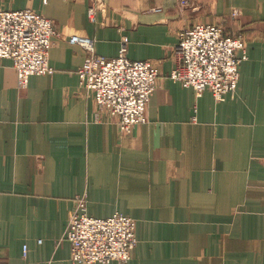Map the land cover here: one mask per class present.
I'll return each instance as SVG.
<instances>
[{"label": "crops", "instance_id": "obj_1", "mask_svg": "<svg viewBox=\"0 0 264 264\" xmlns=\"http://www.w3.org/2000/svg\"><path fill=\"white\" fill-rule=\"evenodd\" d=\"M180 1L0 0L60 33L54 73L26 89L0 58V264H73L64 235L83 195L90 216L137 223L131 260L109 264H264V0ZM196 24L244 35L234 97H198L169 78L179 34ZM74 35L107 58L126 36L130 60L158 67L147 123L132 134L80 87L88 54Z\"/></svg>", "mask_w": 264, "mask_h": 264}, {"label": "built area", "instance_id": "obj_2", "mask_svg": "<svg viewBox=\"0 0 264 264\" xmlns=\"http://www.w3.org/2000/svg\"><path fill=\"white\" fill-rule=\"evenodd\" d=\"M188 1L181 0L180 6L187 7ZM238 15L239 11L232 12L233 19ZM89 16L96 22L94 7ZM59 36L55 23L32 9L0 10V58L12 61L20 90L28 87L31 77L54 73L49 58L53 39ZM69 41L88 54L78 70L80 87L93 94L100 111L118 120L121 135L132 134L136 126L147 123V108L158 86V67L152 61L130 60L126 36L115 58L98 55L91 38L74 35ZM174 59L172 81L194 89L198 97L210 91L222 102L237 94L240 67L248 52L242 33L231 35L221 25L196 24L179 34ZM136 228V221L126 215L90 216L86 195L78 197L64 235L71 246L72 263H128L138 243Z\"/></svg>", "mask_w": 264, "mask_h": 264}]
</instances>
